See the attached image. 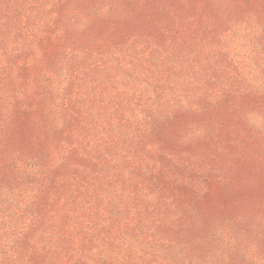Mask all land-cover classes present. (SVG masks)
I'll return each mask as SVG.
<instances>
[{
  "label": "rangeland",
  "instance_id": "obj_1",
  "mask_svg": "<svg viewBox=\"0 0 264 264\" xmlns=\"http://www.w3.org/2000/svg\"><path fill=\"white\" fill-rule=\"evenodd\" d=\"M160 1L0 0V141L25 116L52 141L43 158L0 142V264H264V199L204 231L176 208L236 184L240 163L264 170V0H180L191 22L163 44L120 32ZM179 125V152L155 144Z\"/></svg>",
  "mask_w": 264,
  "mask_h": 264
},
{
  "label": "trees",
  "instance_id": "obj_2",
  "mask_svg": "<svg viewBox=\"0 0 264 264\" xmlns=\"http://www.w3.org/2000/svg\"><path fill=\"white\" fill-rule=\"evenodd\" d=\"M163 1L164 3L160 1L159 7H152V4H149L143 9V11H140V9L137 8L131 10L130 13L126 12L130 17L127 16L128 18L124 19L125 21L120 27V32L125 34H140L141 38L150 40L151 42L157 44H159L158 42L163 44L164 40L167 39L168 32L166 33V30H168L169 24H174L176 22L175 16L177 14L173 15L172 12H180L182 9V7H179L181 6L180 0ZM190 1L195 2V0ZM188 2H186V4ZM186 4L183 5V8L185 9H183L184 13H182L185 15L178 14L177 16L180 18L186 16L188 22H191L194 10L189 7L190 4L185 7ZM198 20L199 23L198 25L196 24L198 31H196L195 34L201 33L205 37L209 36L211 33L210 24L205 23L202 18H199ZM106 29L109 28L107 26L101 28L99 31L100 35L106 34ZM183 42L184 41H182V45H179L180 50H185L188 47ZM37 127L38 125H36L35 122L26 119L25 116V118H21L15 121L11 126L6 127V133L0 142H3L7 153H10L11 155L21 156L34 154V156L41 155L43 158L48 151V145H50L52 141L48 142V139L36 129ZM180 130V125L167 129L165 133H160L156 136V138H154L155 144H159L163 151L170 152L172 154L179 152L180 148L178 146L177 139L178 133L180 134ZM202 146L204 147V145ZM61 169L58 168V171L51 175L54 184H56L62 176H68L65 168ZM67 170L70 171L71 168H67ZM238 171L236 184L232 185L227 190L219 188L206 197H200L192 191L185 192L184 197H180L176 200V208L178 212H180L185 219L194 218L196 219L194 221H201V230L204 231L206 228L209 230L212 226L219 224V220H224L232 215V212L236 211V206L233 207V205H235L242 198L247 197L248 199L255 200V197H258L264 199V173L262 172L264 170L262 169L259 171L258 166L251 161L245 164L240 163ZM35 173L36 174L30 176V178H32L31 180H35L36 184L37 181L40 180L43 182L45 174H42L41 165L40 167L36 166ZM253 173L259 177L256 184L255 182H251L249 180ZM65 183V180L63 183L59 181V188L64 186ZM150 183L157 188L156 191H159L158 194L161 195L162 198L163 196L166 197L174 194L170 183L164 178L163 174L151 178ZM255 201L264 202V200L260 199H256ZM187 227L190 226L187 225ZM194 231L197 232V229ZM179 234L182 238L190 237L184 225L179 229ZM230 236L224 237L223 235V239H227Z\"/></svg>",
  "mask_w": 264,
  "mask_h": 264
}]
</instances>
